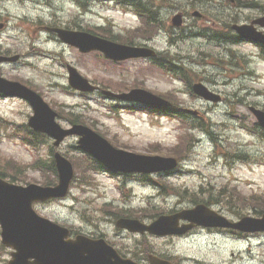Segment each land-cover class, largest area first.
Here are the masks:
<instances>
[{"label":"rangeland","instance_id":"obj_1","mask_svg":"<svg viewBox=\"0 0 264 264\" xmlns=\"http://www.w3.org/2000/svg\"><path fill=\"white\" fill-rule=\"evenodd\" d=\"M52 2L54 5L50 4ZM170 2L186 11L199 10L216 17L234 16L240 21L259 13L258 10L239 12L224 0ZM190 4L194 8H189ZM70 11L65 3L57 0L47 3L44 0H0V56H19L15 63L0 64V76L25 82L37 91L59 113L58 123L63 128L70 125L67 112H74L78 121L95 129L117 148L129 152L168 155L178 134L185 133L191 120L182 123L174 115L156 117L119 106L114 109L116 104L102 97L69 91L65 64L75 67L90 82L114 92L134 86L159 94L169 92L177 109L194 111L210 121L213 137L219 141L212 143L205 133L196 131L198 143L185 158L181 171L170 178H152L156 183L153 185L136 178L128 180L104 173H86V159L74 150L75 139L69 138L59 150L74 163L76 178L71 192L63 201L35 204L37 214L79 234L102 236L124 256H135L146 263L147 256L154 254L170 257L175 264H264V234L237 240L225 233L200 231L174 239L141 237L118 231L113 224L114 215H119L115 213L121 208L147 222L158 214L192 207L193 201L206 202L230 219L234 218L233 208L225 204L230 198L240 215L254 216L256 209H263L264 137L256 133L255 119L247 109L255 106L264 110V62L253 58L256 49L249 45L220 47L193 37V30L185 31L181 39L160 34L150 44L160 53H168V58L176 57L180 63L175 65L189 80L202 82L221 94L223 102L211 105L187 92L177 74H169L145 62L114 65L98 53L81 55L41 32L43 22L64 21L62 18L69 17ZM72 12L76 16V12ZM169 12L163 14L164 20ZM106 16L110 21V35L119 41H124L127 29L138 24L134 18L115 11ZM85 19L96 23L88 15ZM192 20L196 27L203 25L202 20L191 18L189 22ZM142 41L132 38L129 42ZM232 50L235 52L231 53ZM30 115L25 102L0 99V171L6 177L14 176L22 185L38 184L46 175L35 172L30 165L36 160L48 161L51 144L49 141L38 147L28 144L29 137L23 126ZM243 196H253L256 200L246 202ZM7 259L9 250L0 245V264H6Z\"/></svg>","mask_w":264,"mask_h":264},{"label":"water","instance_id":"obj_2","mask_svg":"<svg viewBox=\"0 0 264 264\" xmlns=\"http://www.w3.org/2000/svg\"><path fill=\"white\" fill-rule=\"evenodd\" d=\"M178 25V23H175ZM243 36H249L240 30ZM66 43L78 47L81 52L97 50L106 58L121 61L129 58H146L153 56L152 52L145 49H136L108 43L87 35H61ZM69 84L72 88L82 92H92L94 88L82 79L75 70L69 69ZM194 92L216 102L217 98L209 94L200 85L194 86ZM0 93L6 96H16L29 102L34 110V116L29 120V126L35 131L44 132L55 140L54 146L69 135L80 136L79 148L91 154L96 160L104 164L113 172L122 173H152L170 171L176 167L173 159L158 157L136 156L112 149L104 140L90 130L73 126L71 130L64 131L54 123L55 114L34 93L16 83L0 79ZM105 96L114 95L103 92ZM121 100L138 102L151 106H166L167 103L140 90L131 91L128 95L116 96ZM251 111L256 116L260 126L264 128V113ZM58 172V184L54 187H27L14 186L0 179V226L1 237L4 245L15 250L13 260L9 264H133L129 260L121 259L116 252L102 240L91 241L78 236L74 241H66L68 231L45 219L38 217L32 205L35 202H44L53 198L64 197L73 177L71 164L58 154L54 156ZM179 219L188 220L192 225L217 226L224 225V220L215 216L203 207H197L190 212H184L170 218H160L150 227H144L136 221L119 220V228L131 232L149 231L153 234L164 236L181 234L191 226L177 227ZM226 223V222H225ZM241 231H264V216L260 220L243 219L239 224L232 225ZM32 260V262H29ZM159 264H166L159 262Z\"/></svg>","mask_w":264,"mask_h":264},{"label":"flooded vegetation","instance_id":"obj_3","mask_svg":"<svg viewBox=\"0 0 264 264\" xmlns=\"http://www.w3.org/2000/svg\"><path fill=\"white\" fill-rule=\"evenodd\" d=\"M66 2H74L73 0H65ZM83 4L87 7L89 6L90 0H81ZM184 15V13H182ZM86 22L84 20L79 21V20H74L73 18L69 17V20H59L57 22H54L53 24L49 22L48 24L51 25L50 27H46L45 29H66V30H82L83 29V24ZM86 24H89L88 22ZM52 34V33H51ZM259 54L262 55L264 54V48H259Z\"/></svg>","mask_w":264,"mask_h":264},{"label":"trees","instance_id":"obj_4","mask_svg":"<svg viewBox=\"0 0 264 264\" xmlns=\"http://www.w3.org/2000/svg\"><path fill=\"white\" fill-rule=\"evenodd\" d=\"M76 120H73V123H75ZM33 167L37 170H44L47 174L46 177L43 176L42 178V185H53L55 183V169L53 166V163L51 160H49V162H36L34 163ZM49 175V176H48ZM0 176H4V174L0 173ZM11 181H14V178H11ZM264 205V202H263ZM264 209H262L263 211ZM256 214H258L257 212H255Z\"/></svg>","mask_w":264,"mask_h":264}]
</instances>
